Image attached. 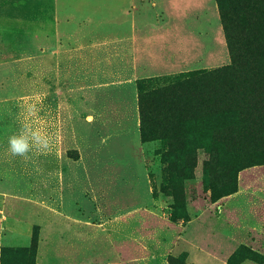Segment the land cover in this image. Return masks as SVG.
<instances>
[{
    "label": "rangeland",
    "instance_id": "1",
    "mask_svg": "<svg viewBox=\"0 0 264 264\" xmlns=\"http://www.w3.org/2000/svg\"><path fill=\"white\" fill-rule=\"evenodd\" d=\"M176 15L163 0H0V264H264V116H204L175 103L189 86L142 77L202 51L228 62L220 24L196 41ZM24 123L52 134L47 154H9Z\"/></svg>",
    "mask_w": 264,
    "mask_h": 264
},
{
    "label": "trees",
    "instance_id": "2",
    "mask_svg": "<svg viewBox=\"0 0 264 264\" xmlns=\"http://www.w3.org/2000/svg\"><path fill=\"white\" fill-rule=\"evenodd\" d=\"M214 1L229 62L219 67L198 68L158 77L171 82L172 86H189V94L175 97V103L185 106L190 99H199L204 106V116L239 115L246 108L264 116V100L260 98V93H264L260 87L261 82L264 83V76L256 66L259 55L256 49L264 39V0ZM158 77L146 80L153 83L154 78ZM200 83L214 88L211 99L199 88ZM248 100L251 102L246 103Z\"/></svg>",
    "mask_w": 264,
    "mask_h": 264
},
{
    "label": "crops",
    "instance_id": "3",
    "mask_svg": "<svg viewBox=\"0 0 264 264\" xmlns=\"http://www.w3.org/2000/svg\"><path fill=\"white\" fill-rule=\"evenodd\" d=\"M163 1L168 4L170 14H174V13L179 14L176 15V18L177 17L179 18L176 24L180 25L181 28L183 26V28L186 31H189L191 33L192 38L194 37L192 32L196 33V38H195L196 41H198L199 38V40L201 41L203 40L205 42L206 39H203L201 36L209 35L210 32L212 31V27L216 22L217 24H220L219 26H221L218 15V9L214 0H163ZM222 34L224 35L223 32ZM223 45L225 47L228 56V51L226 48L224 36H223ZM206 55L207 53L202 51L199 55L196 56L195 59L187 62V64H184L185 66H182V69L176 70L174 73L190 71L198 68H204V69L213 68L210 65L203 64L204 63L203 58ZM228 62H229V56H228ZM227 63H225V65ZM161 74L143 75L142 77L152 78L154 76H159Z\"/></svg>",
    "mask_w": 264,
    "mask_h": 264
},
{
    "label": "clouds",
    "instance_id": "4",
    "mask_svg": "<svg viewBox=\"0 0 264 264\" xmlns=\"http://www.w3.org/2000/svg\"><path fill=\"white\" fill-rule=\"evenodd\" d=\"M25 110L31 120L39 117L41 108L37 106V103H28ZM53 141L54 137L46 128L24 123L18 132L8 138V152L13 157L24 158L33 151L38 154H47L53 146Z\"/></svg>",
    "mask_w": 264,
    "mask_h": 264
}]
</instances>
